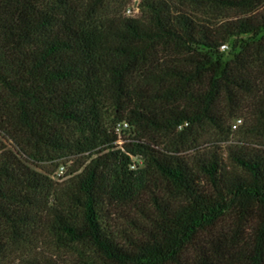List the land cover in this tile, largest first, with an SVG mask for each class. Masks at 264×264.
Wrapping results in <instances>:
<instances>
[{
	"label": "trees",
	"instance_id": "1",
	"mask_svg": "<svg viewBox=\"0 0 264 264\" xmlns=\"http://www.w3.org/2000/svg\"><path fill=\"white\" fill-rule=\"evenodd\" d=\"M126 4L0 0V264H53L20 255L48 238L70 264H264V146L171 138L225 109L264 132V0Z\"/></svg>",
	"mask_w": 264,
	"mask_h": 264
},
{
	"label": "rangeland",
	"instance_id": "2",
	"mask_svg": "<svg viewBox=\"0 0 264 264\" xmlns=\"http://www.w3.org/2000/svg\"><path fill=\"white\" fill-rule=\"evenodd\" d=\"M139 0H127V4L124 9H120V12L123 16L128 17H137L139 15L137 6ZM127 10H129V14H127ZM236 13L228 12L227 17H233ZM221 53L224 57L227 56L228 48L225 46L221 49ZM227 110L222 111L221 116L219 115L220 120V128H216L211 125H201L196 127H178L176 131L172 134V139L177 144H185L183 145L184 149L187 150L190 146V141L196 139V144L200 146H207L210 143H214L216 146H227L232 143L238 144H260V146H264V132H259L254 136H247L244 132L249 131L252 126L255 124L254 120H251L247 115L243 118L239 119H231L227 122ZM186 128V129H184ZM126 130L123 134L122 131ZM131 130L125 129L124 126H117L116 132H120L119 134L127 137L131 136V133L128 134ZM229 131V133H227ZM163 140V139H161ZM3 144L13 150V146L8 141H3ZM121 141H117L116 145H120ZM83 158H70V159H61L57 161L56 167L52 165H45L47 170H52L50 174V178L53 182H55L58 186H63L67 184L68 179L72 176L71 171L75 169L80 161ZM133 167H139L140 162L136 158H132ZM29 166L35 170L37 167L35 165L29 164ZM80 254V250L77 248H61L54 245L52 239L48 238V240H44L36 245V247H32L30 250L24 251V254H20L21 258H35L38 260H45L52 262L53 264H70L71 262H76L78 256ZM79 257V256H78ZM98 264H107L103 260L98 258Z\"/></svg>",
	"mask_w": 264,
	"mask_h": 264
},
{
	"label": "built area",
	"instance_id": "3",
	"mask_svg": "<svg viewBox=\"0 0 264 264\" xmlns=\"http://www.w3.org/2000/svg\"><path fill=\"white\" fill-rule=\"evenodd\" d=\"M126 12H127V14H129V10H127ZM116 130H117V129H116Z\"/></svg>",
	"mask_w": 264,
	"mask_h": 264
}]
</instances>
